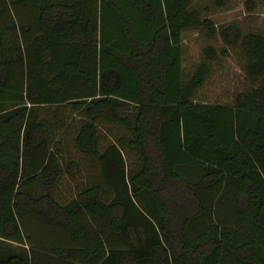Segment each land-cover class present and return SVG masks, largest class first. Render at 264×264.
<instances>
[{
    "label": "trees",
    "instance_id": "16d2710c",
    "mask_svg": "<svg viewBox=\"0 0 264 264\" xmlns=\"http://www.w3.org/2000/svg\"><path fill=\"white\" fill-rule=\"evenodd\" d=\"M239 3L0 0V264H264V0Z\"/></svg>",
    "mask_w": 264,
    "mask_h": 264
},
{
    "label": "rangeland",
    "instance_id": "374dc122",
    "mask_svg": "<svg viewBox=\"0 0 264 264\" xmlns=\"http://www.w3.org/2000/svg\"><path fill=\"white\" fill-rule=\"evenodd\" d=\"M232 5L228 8H222L220 11L216 12L214 15L211 16L213 20L219 21V20H225V19H230L232 17H237V18H242L244 17V9L242 6H240V0H231ZM234 2V3H233ZM253 14L252 16L256 18L258 21L261 19V17L264 16V3H260V5H257L251 12L250 14ZM249 14V17H250ZM247 16V15H246ZM183 37L186 40L187 46H188V52L191 55V57H196L195 54L198 51L197 48L201 43V37L200 35L196 34V32L193 29H187L183 31ZM230 67H233L232 63L229 62L228 64ZM222 74L216 73V81L215 78L211 77L209 79V82H221L223 83V80L225 79V76L227 74V70L223 69L220 70ZM221 84L219 83H214L210 85V92L209 95H213L216 93L217 89L219 88Z\"/></svg>",
    "mask_w": 264,
    "mask_h": 264
}]
</instances>
